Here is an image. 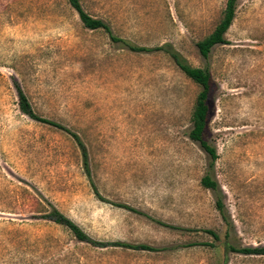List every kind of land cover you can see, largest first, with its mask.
I'll return each mask as SVG.
<instances>
[{"label":"rangeland","instance_id":"obj_1","mask_svg":"<svg viewBox=\"0 0 264 264\" xmlns=\"http://www.w3.org/2000/svg\"><path fill=\"white\" fill-rule=\"evenodd\" d=\"M80 1L118 37L170 44L209 69L206 138L234 231L227 239L201 185L210 159L189 137L199 85L163 52H131L87 29L68 0H0V264H264L228 249L264 247V0L238 1L228 44L208 58L198 43L227 0ZM16 81L38 116L82 139L91 179L69 133L21 111ZM53 207L104 245L49 220Z\"/></svg>","mask_w":264,"mask_h":264},{"label":"trees","instance_id":"obj_2","mask_svg":"<svg viewBox=\"0 0 264 264\" xmlns=\"http://www.w3.org/2000/svg\"><path fill=\"white\" fill-rule=\"evenodd\" d=\"M238 1L239 0H227L226 8L223 12L222 19L219 25L215 28V30L203 41L198 43V49L200 54L204 58H208L211 54L212 50L216 46L227 45L228 40L226 39V34L230 27L232 26L234 20L236 19V12L238 9ZM71 7L79 14V17L84 24V26L89 30H101L104 33L108 34L110 39L113 43L119 44L122 47L128 49L131 52L137 53H153V52H163L167 56H169L175 65L194 83L199 85L202 90L198 95L194 111L192 113V131L189 135L190 139L197 143L201 149L208 155L210 162L208 165V170L206 175L201 180V185L205 189L212 191L215 195V206L217 211L222 217V220L227 228L226 231V238H230L231 231H234V224L232 218L227 210L226 204L224 202V194L222 188L219 184V181L216 176L215 166L216 162L219 158L217 148L213 146L206 138L207 130L209 127L211 115L213 112L212 104H211V97L213 94V80L209 69H201V68H194L192 67L188 61L183 57L181 53H179L172 45L167 44L160 48H145L139 47L132 42L124 40L113 32L111 26L106 23L102 19H96L88 14L80 0H68ZM16 89L19 95V105L21 111L28 117L32 118L35 121L53 126L60 130H63L69 133L78 146L80 147L83 155V162H84V169L86 175L89 179L92 178V170H91V163L89 152L82 141V139L77 135L72 133L68 128L53 122L51 120L43 119L38 116L29 100V98L25 95L23 90L21 89L19 83L16 81L15 83ZM97 192V190H96ZM119 208H124L129 211L138 213L135 209L123 205L118 204L116 205ZM48 219L55 222L56 224L62 225L69 229L71 233L80 241L84 243H88L94 246H102L104 244L98 243L90 238L78 225H76L73 221L67 218L64 214H62L59 210L53 207L52 211L48 214ZM161 225L173 229V230H180V231H188L186 229L171 226L167 224ZM206 234L212 236L215 241H220L221 238L215 231L207 230L205 231ZM113 246L122 247L125 249L131 250H139V251H150V252H157L159 251L157 248H153L148 245L140 244V245H132L123 242L114 243ZM214 247V245L212 246ZM229 251L243 254V255H261L264 256V247L263 248H238L234 245L228 246Z\"/></svg>","mask_w":264,"mask_h":264}]
</instances>
